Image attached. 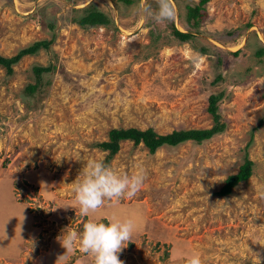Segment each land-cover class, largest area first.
I'll return each mask as SVG.
<instances>
[{
  "label": "rangeland",
  "instance_id": "374dc122",
  "mask_svg": "<svg viewBox=\"0 0 264 264\" xmlns=\"http://www.w3.org/2000/svg\"><path fill=\"white\" fill-rule=\"evenodd\" d=\"M91 3L110 18L108 26L71 23L75 10ZM172 3L174 26L186 32ZM141 4L157 6L0 0L1 56L53 39L11 75L0 68V264H94L78 244L59 258L66 250L58 237L82 233L89 220L107 224L113 215L137 225L118 254L124 264H187L193 255L201 264H264V53L255 55L264 51V0H210L191 43L174 39L170 22L156 23ZM201 46L208 52H197ZM47 65L54 70L28 95L32 68ZM219 74L223 80L212 85ZM217 91L226 92L219 111L227 128L201 146L187 142L150 155L126 141L108 164L107 153L94 147L115 128L158 135L208 129V98ZM247 145L252 177L231 197H216ZM92 160L119 175L143 169L141 190L82 216L72 189Z\"/></svg>",
  "mask_w": 264,
  "mask_h": 264
},
{
  "label": "trees",
  "instance_id": "16d2710c",
  "mask_svg": "<svg viewBox=\"0 0 264 264\" xmlns=\"http://www.w3.org/2000/svg\"><path fill=\"white\" fill-rule=\"evenodd\" d=\"M116 7L121 8L133 6L139 0H113ZM178 8L179 17H182L183 24L186 26V32H180L175 28L173 21L170 22L169 29L171 36L181 43L192 42L195 36L192 34V30H197L204 18L205 7L210 0H198L196 3L182 4V0H173ZM154 11L158 10V4H156ZM154 8V6H153ZM75 13H79V16L72 18L71 23L79 26L80 28H92L100 26H108L111 23L110 18L98 7L91 3L89 6L75 10ZM34 18V16H33ZM48 27H52L49 24ZM53 42L51 40H40L31 43L25 47L18 49L15 55L5 57L0 55V68L4 69L8 75L13 73V67L17 65L22 58L26 56H35L41 50L48 51L50 45ZM196 51L200 54H205L208 49L201 46L195 47ZM264 53L263 50L257 51L255 55L261 56ZM239 52H235L232 55H238ZM218 63H222L218 59ZM54 70V66H34L32 71L35 75V84H29L25 87V92L28 95H33L41 84V76L44 73H49ZM217 80H223L221 74L216 77V81L212 82V85H216ZM225 91H217L210 94L208 98L207 112L212 117V126L208 129H192V130H174L166 135H158L152 128L146 130H140L137 128H115L111 129L108 133V140L102 143L95 144L94 147L100 149L102 152H106L105 163L108 164L112 158L118 153L121 142H132L135 147L143 145L150 155H154L161 148H176L184 143L190 142L193 145L201 146L205 142L210 141L217 135H221L226 131L227 122L222 117L219 111L220 103L225 100ZM262 120H260V123ZM249 145V144H248ZM243 150L244 155L242 162L238 167V171L235 174L229 175L222 188L215 192L214 195L218 198H229L233 195L234 189L242 183H247L254 173V162H252L247 153L248 146ZM6 165V163H5ZM87 223V222H85ZM84 223V224H85ZM84 226V225H83Z\"/></svg>",
  "mask_w": 264,
  "mask_h": 264
},
{
  "label": "clouds",
  "instance_id": "9594fccd",
  "mask_svg": "<svg viewBox=\"0 0 264 264\" xmlns=\"http://www.w3.org/2000/svg\"><path fill=\"white\" fill-rule=\"evenodd\" d=\"M158 10L150 6L140 5V11L151 17L156 23L174 21L176 10L172 0H156ZM83 178L74 184L72 189L75 202L82 216L97 213L103 208L105 201L123 198H134L141 190L146 174L143 169L131 176L119 175L102 160H92L83 168ZM132 218H118L113 215L107 224L98 219L89 220L83 226L82 233L68 231L58 237L61 246L66 250L61 259H67L78 244L79 250L93 258L94 264H124L118 254L127 247L136 230ZM187 264H201L198 255L188 258Z\"/></svg>",
  "mask_w": 264,
  "mask_h": 264
},
{
  "label": "crops",
  "instance_id": "0c3cea01",
  "mask_svg": "<svg viewBox=\"0 0 264 264\" xmlns=\"http://www.w3.org/2000/svg\"><path fill=\"white\" fill-rule=\"evenodd\" d=\"M17 259H15V261H5V264H13L14 262H16ZM1 261V260H0Z\"/></svg>",
  "mask_w": 264,
  "mask_h": 264
}]
</instances>
